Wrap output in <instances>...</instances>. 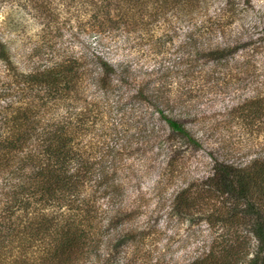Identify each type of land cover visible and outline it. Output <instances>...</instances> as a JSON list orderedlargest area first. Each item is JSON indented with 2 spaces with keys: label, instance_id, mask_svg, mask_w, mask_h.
<instances>
[{
  "label": "trees",
  "instance_id": "1",
  "mask_svg": "<svg viewBox=\"0 0 264 264\" xmlns=\"http://www.w3.org/2000/svg\"><path fill=\"white\" fill-rule=\"evenodd\" d=\"M90 1L97 29L111 21L109 12L114 6L119 7L116 20L126 18L127 26L132 25L136 9L141 29V0ZM167 5L168 1L159 5L161 16ZM225 12L220 11L219 20ZM196 37L192 31L187 39ZM2 39L0 36V264H94L93 257L99 261L102 251H107L106 256L113 243L126 235L115 228L124 212L106 200V206L102 205L98 198L114 188L108 154L121 156L129 143L126 130H119L124 123L97 126L101 116L94 109L98 111L101 103L86 96L105 100L114 86L111 79L123 80L126 66L114 65L99 52L93 53V68L73 55L47 52L36 64L28 61V71H20ZM253 43V39L236 44L208 42L206 46L194 42L179 64L187 65L185 72L202 74L209 88L231 81L234 71L240 73L239 81L251 85L261 76L256 72L258 65L248 69L257 62L254 52L260 48L252 49ZM238 52L242 54L237 56ZM90 83L93 93L87 90ZM134 86L135 91L126 97L123 91L117 95L115 112L130 120L137 116L135 103L143 100L153 105L181 144L202 148L181 118L158 106L177 101L170 100L161 76L136 81ZM248 102L247 123L264 114L262 96H251ZM94 125L96 132H92ZM102 129L109 130V139L101 138ZM209 157L210 174L198 187L179 188L171 211L189 215L200 201L219 195L225 198L222 220L233 221L249 238L235 232L220 241L214 236L206 251L186 264H264V152L242 163L228 161L222 152H209Z\"/></svg>",
  "mask_w": 264,
  "mask_h": 264
},
{
  "label": "rangeland",
  "instance_id": "2",
  "mask_svg": "<svg viewBox=\"0 0 264 264\" xmlns=\"http://www.w3.org/2000/svg\"><path fill=\"white\" fill-rule=\"evenodd\" d=\"M165 1L168 5L161 16L159 5ZM114 7L118 11L110 10L111 21L97 29L90 0H0V36L18 70L28 71V61L36 64L47 52L73 55L89 68H93V53L99 52L114 65L126 66L123 80L111 79L114 86L105 100L86 96L101 103L98 111L94 109L101 116L97 126L124 123L119 130H126L129 143L121 156L108 154L109 164L114 162L108 166L114 188L98 198L102 205L107 201L124 212L115 228L126 235L113 243L106 256L107 251H102L99 261L93 257L94 264H186L206 251L214 236L220 241L235 232L249 238L233 221L222 220L225 198L219 195L200 201L189 215L174 214L171 207L179 188L195 187L210 174L209 152H222L228 161L241 163L264 152V114L248 123L245 119L248 99L264 98V0H141V29L136 9L132 25L127 26L126 18L116 20L119 7ZM220 11H226L222 20ZM192 31L197 37L189 41ZM250 39L252 49L260 47L254 52L257 62L248 66L258 65L257 83L239 81L241 75L234 71V80L209 88L202 74L185 72L187 65L179 64L194 42L206 46ZM156 76L162 77L170 100H177L158 106L181 118L202 148L181 144L153 105L143 100L135 103L137 116L130 120L114 111L120 91L126 97L135 91L136 81ZM87 90L93 93L91 83ZM102 130L101 138L109 139V130Z\"/></svg>",
  "mask_w": 264,
  "mask_h": 264
}]
</instances>
